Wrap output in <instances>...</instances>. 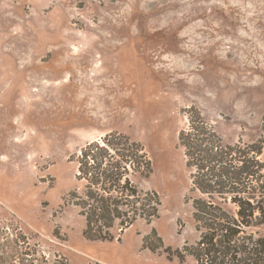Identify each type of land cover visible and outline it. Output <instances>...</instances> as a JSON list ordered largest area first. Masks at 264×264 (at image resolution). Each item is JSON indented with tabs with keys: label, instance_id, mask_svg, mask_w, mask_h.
<instances>
[{
	"label": "rangeland",
	"instance_id": "obj_1",
	"mask_svg": "<svg viewBox=\"0 0 264 264\" xmlns=\"http://www.w3.org/2000/svg\"><path fill=\"white\" fill-rule=\"evenodd\" d=\"M191 107L228 143L264 139V0H0V264H195L165 253L199 239ZM112 132L145 147L134 181L161 206L92 242L74 158Z\"/></svg>",
	"mask_w": 264,
	"mask_h": 264
},
{
	"label": "trees",
	"instance_id": "obj_2",
	"mask_svg": "<svg viewBox=\"0 0 264 264\" xmlns=\"http://www.w3.org/2000/svg\"><path fill=\"white\" fill-rule=\"evenodd\" d=\"M184 112L189 124L180 130L178 139L191 172L199 239L182 249L168 247L167 260L185 263L191 257L195 264H264V236L260 234L264 227V139L228 143L198 108ZM74 160L83 190L71 192L70 201L85 219L87 240H120L116 228L123 232L140 219L149 223L158 217L160 198L154 191L141 190L134 181L153 173V162L143 145L112 132L85 145ZM151 242L145 238L144 248L156 253L163 241Z\"/></svg>",
	"mask_w": 264,
	"mask_h": 264
}]
</instances>
